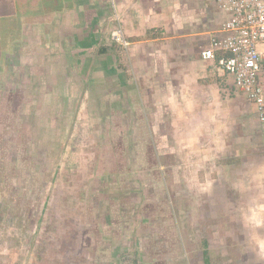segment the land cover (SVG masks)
Listing matches in <instances>:
<instances>
[{
    "label": "crops",
    "instance_id": "obj_1",
    "mask_svg": "<svg viewBox=\"0 0 264 264\" xmlns=\"http://www.w3.org/2000/svg\"><path fill=\"white\" fill-rule=\"evenodd\" d=\"M0 13L19 30L3 59L0 52V78L11 87L23 79L24 94L33 95L24 124L44 128L40 153L49 143L56 151L52 174L72 190L64 205L82 207L80 246L90 264H190L183 214L199 216L207 234L217 223V237L233 239L238 264H264V144L249 152L224 146L247 105L257 119L255 108L200 58L224 36L229 15L217 0H1ZM114 19L127 48L113 43ZM73 127L83 128L93 153L80 157L74 141L66 147L73 135L65 128ZM145 143L169 165L154 158L145 167ZM154 174L168 175V195L160 181L146 180ZM67 175L74 182L66 187Z\"/></svg>",
    "mask_w": 264,
    "mask_h": 264
},
{
    "label": "rangeland",
    "instance_id": "obj_2",
    "mask_svg": "<svg viewBox=\"0 0 264 264\" xmlns=\"http://www.w3.org/2000/svg\"><path fill=\"white\" fill-rule=\"evenodd\" d=\"M12 70L14 68L8 69L6 65L7 72ZM4 79L5 77L3 80L0 78V264H90L88 249L80 246L83 224L79 222L78 216L82 207L79 205L73 209L71 203L64 205V202L66 204L72 201V190L63 189L62 185H58L56 175L52 174L56 168L52 158L48 157L56 151L49 143V148L40 153L38 148L43 144L44 128L35 125L34 120L29 121L31 125L24 124V102L26 99L32 101L33 95L24 94L23 79L21 85L15 84L12 87ZM251 110L252 107L247 105L248 115L242 114L240 125L237 124L235 131L229 128L227 130L231 131L225 132L226 151L238 147V151L249 152L253 145L257 146L260 142L264 144L260 125ZM65 132L68 136L73 135L66 147L71 146L74 141L73 146L77 147L80 157H84V149L94 152V143L87 142L83 128H65ZM233 132L235 135L232 137ZM236 137H240V141L233 145L232 138ZM247 137L256 138L257 142L254 144ZM131 146L132 151L136 152V145ZM140 149L145 152V167L149 163L154 164V158L162 166L169 165L168 158L159 156L157 159L154 156L152 144H140ZM173 160L175 163L179 162ZM138 161L140 167L141 158ZM66 177V180L69 179L65 183L67 187L74 182V176ZM157 177L154 174L145 178L152 184L160 181L168 195V188L170 191L172 185L168 175L161 174L159 180ZM81 185H84L82 180ZM198 218L199 216H195L193 220L192 216L189 218L183 214L178 220L188 249L189 263L205 264L203 252L207 249L210 264H238L233 239L226 238L225 232L219 233L225 239L217 237V223L209 224L212 232L207 234L204 230L206 224ZM226 229H229L230 235L231 225ZM185 235L188 237L185 238ZM206 236L209 237V242ZM248 262L241 261L242 264Z\"/></svg>",
    "mask_w": 264,
    "mask_h": 264
},
{
    "label": "built area",
    "instance_id": "obj_3",
    "mask_svg": "<svg viewBox=\"0 0 264 264\" xmlns=\"http://www.w3.org/2000/svg\"><path fill=\"white\" fill-rule=\"evenodd\" d=\"M217 6L229 15L224 36L211 39L200 58L233 79L236 91L254 106L264 140V0H217ZM114 21L112 39L127 48L120 23Z\"/></svg>",
    "mask_w": 264,
    "mask_h": 264
},
{
    "label": "trees",
    "instance_id": "obj_4",
    "mask_svg": "<svg viewBox=\"0 0 264 264\" xmlns=\"http://www.w3.org/2000/svg\"><path fill=\"white\" fill-rule=\"evenodd\" d=\"M2 5L7 6L6 3H2ZM15 17H17V20L19 22L21 21L20 19H22V16H15ZM9 19L10 18L8 16V13H0V52H1L2 59H3V54H4L3 50L6 48V46L8 44V42H7L8 36L12 35L13 38L15 39L18 36V33H19V30L15 31V30L9 29V23H11V22H9ZM15 21H16V18H13V22L12 23L14 24ZM0 64L1 65L3 64L2 60H0ZM206 251H207V249H206ZM206 251L203 252L204 263L205 264H210L208 253Z\"/></svg>",
    "mask_w": 264,
    "mask_h": 264
}]
</instances>
